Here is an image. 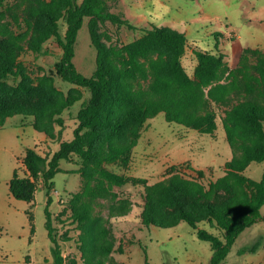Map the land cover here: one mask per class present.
Listing matches in <instances>:
<instances>
[{"label":"rangeland","instance_id":"rangeland-1","mask_svg":"<svg viewBox=\"0 0 264 264\" xmlns=\"http://www.w3.org/2000/svg\"><path fill=\"white\" fill-rule=\"evenodd\" d=\"M1 1L0 64L14 69L9 89L16 88L23 74L27 75L33 92L16 99L41 103L39 107L47 113L51 107L47 120L54 135L35 128L33 115L14 114L0 127V264H55L54 243L46 226L48 195L42 178L32 202L13 196L9 181L17 167L21 175L27 174L22 159L28 147L50 157L62 140L74 137L78 110L90 97V90L56 73L55 63L63 49L49 32L47 16L57 10L60 0ZM105 1L109 11L137 27L101 21V37L108 46L123 47L142 36L141 27L166 24L174 17L188 27L182 62L192 77L196 49L220 51L225 65L215 80L194 94L204 99L199 110L196 102L183 96L151 95L152 65L166 60L167 55L157 51L144 58L148 75L128 84L136 96L134 106L145 108L148 116L144 121L128 118L132 107L123 108L128 123L119 143L131 145V160L128 165L102 158L91 163L92 167L125 174L129 182L109 184L82 172L83 160L76 154L61 160L62 171L54 177L49 207L64 264H210L211 243L200 239L189 223L163 224L180 205H222L248 190L234 183L227 166L243 154V145L252 142L236 117L238 107L250 100L264 104V74L259 68L264 56V0ZM88 21L86 18L79 30L74 62L80 72L90 76L96 68L97 50ZM58 22L65 33L64 17ZM247 47L252 49L246 52ZM70 97L76 100L66 105ZM153 105L170 111L197 109L199 114H212L214 133L171 121L164 109L152 113ZM263 173L264 161L253 162L244 171L253 179H260ZM150 189L158 198L157 210L163 222L147 226L143 213ZM80 211L85 215L78 218L75 215ZM199 225L220 234L206 220ZM255 245L256 250L250 251ZM223 264H264V219L242 232Z\"/></svg>","mask_w":264,"mask_h":264},{"label":"trees","instance_id":"trees-1","mask_svg":"<svg viewBox=\"0 0 264 264\" xmlns=\"http://www.w3.org/2000/svg\"><path fill=\"white\" fill-rule=\"evenodd\" d=\"M1 2L0 0V4ZM61 16L66 22L65 33L61 32L58 22ZM86 18H89L91 41L97 50L96 68L90 76L80 72L74 62L79 30ZM105 20L137 28L130 20L109 11L105 0H82V2L60 0L57 10L48 14L49 32L55 36L63 49L60 59L55 63L56 73L67 82L87 87L90 90V97L78 110L79 123L74 129V137L70 140H62L59 148L50 157L41 154L35 147H28L22 159L27 174L21 175L17 167L9 181L13 196L32 202L35 199L39 179L44 180L48 195L46 226L49 237L54 243L55 264L65 262L49 207L52 201L51 192L55 188L54 177L57 172L62 171L61 160H70L76 154L83 160L82 172L98 176L100 181H108L109 184L123 185L129 182L130 178L125 174L99 166L92 167L91 163L102 158L128 165L131 160V145L119 143L126 132L128 123L123 115V108L132 107L128 118L144 121L148 116L145 108L134 106L136 96L128 84V81L132 79L148 75L144 58L157 51L167 55L166 60L156 61L152 65L154 79L150 84L151 95L155 97L183 96L196 102L199 110V103H203L204 99L203 96L197 98L194 94L202 91L204 85L215 80L221 67L225 65L224 56L220 51L196 49L197 65L195 77H192L182 62L188 44L187 36L184 32L167 25L141 27L143 34L136 40L123 47L108 46L100 32V22ZM251 49L247 47L245 51ZM112 60H115L118 65ZM259 68L264 74V56L259 61ZM12 72L14 69L11 65L0 64V127L7 117L14 114L33 115L32 123L35 128L46 132L47 135H54L52 128L48 127L47 120L51 107L48 108V115L39 107L41 103L33 105L19 102L16 99L19 95L32 94L33 85L24 73L17 87L10 90L8 80ZM211 94L213 95L212 92ZM74 100L76 98H68L66 105H71ZM156 106L151 107L152 113L164 109L167 112V118L171 121L199 129L204 133H214L216 127L212 114H199L197 109L170 111ZM52 110L58 109L53 107ZM236 117L252 136V142L243 145V154L230 160L227 167L231 170L234 183L247 187V192L222 205L206 204L202 207L196 203L191 207L180 205L176 208L174 215H171L170 219L163 224L164 227L173 226L181 220L189 223L200 239L211 243L213 254L210 264H223L242 232L259 219H264L262 212L264 173L260 179H253L244 174L245 169L253 162L264 161V104L260 105L253 100L246 101L238 107ZM58 120L62 125L63 119ZM157 203L158 198L150 189L143 213V221L147 226L163 222V218L158 214ZM84 215L85 213L80 211L75 216L81 218ZM205 220L211 227L219 230L220 234L201 227L200 222ZM256 248L257 245L250 248V251L253 252Z\"/></svg>","mask_w":264,"mask_h":264},{"label":"crops","instance_id":"crops-1","mask_svg":"<svg viewBox=\"0 0 264 264\" xmlns=\"http://www.w3.org/2000/svg\"><path fill=\"white\" fill-rule=\"evenodd\" d=\"M164 22H166V21H164ZM167 22L168 23H166V24H161V25H167V26H171V27H173V28H175V29H177V30H179V31H182V32H184L185 34L187 33V25H182V23L181 22H178V20L176 19V18H169V20H167ZM160 25V26H161ZM177 25H179L180 27H178ZM187 36V35H186ZM47 136V135H46ZM46 136L44 137V139L46 138ZM43 139V140H44ZM25 155V154H24ZM43 180V179H42ZM43 182H44V180H43ZM254 225V224H253Z\"/></svg>","mask_w":264,"mask_h":264}]
</instances>
